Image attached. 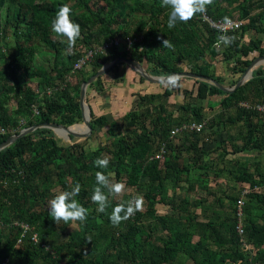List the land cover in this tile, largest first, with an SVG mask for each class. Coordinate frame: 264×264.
I'll return each mask as SVG.
<instances>
[{
	"label": "trees",
	"instance_id": "obj_1",
	"mask_svg": "<svg viewBox=\"0 0 264 264\" xmlns=\"http://www.w3.org/2000/svg\"><path fill=\"white\" fill-rule=\"evenodd\" d=\"M6 1L0 0V10ZM100 1L105 5L100 7ZM12 2H16L9 7L13 34L17 35L24 26L33 27L34 32L31 39L15 42L16 52L9 50L4 54L2 49L10 44H0V130H5L0 133V143L25 127L50 122L70 126L82 122V83L119 57L132 58L141 64L147 62V67L143 66L152 75L183 72L186 66L190 72L232 87L247 67L264 55V0H214L206 13L214 20L232 17L238 11L246 21L240 29L228 32L236 37L235 42L228 47L222 44L221 50L217 43L221 32L211 27L203 16L168 29L169 9L161 7L160 0ZM63 4L71 6L72 19L81 25L79 40L86 49L118 37L125 41L123 50L108 47L106 53L95 56L91 71L83 67L73 72L83 52L72 57V64L61 66L66 56L61 44L49 36L51 20ZM251 31L261 36L246 41ZM130 34L136 38L133 48L127 41ZM162 39H169L175 51L161 47ZM41 51L53 55L54 65L49 70L35 64V55ZM208 56L230 64L231 81L212 70V62L206 60ZM200 60L204 62L200 64ZM122 79L121 76L119 80ZM140 80L146 79L140 75ZM33 81L42 90L32 88ZM196 83V91H191L196 102L182 103L175 109L168 106L174 94L169 87L162 94H141L121 119L111 122L105 114H95L91 106L93 134L90 137L96 135L97 128L110 125L106 131L110 142L101 141L94 149L87 148L83 142L63 143L53 129L43 127L0 150V264H264V162L254 160L252 169L246 161L230 159L231 151L224 140L212 151L200 144L211 141V131L217 132L213 129L215 126L243 121L246 139L242 145L234 144L233 153L264 150L262 117L257 110L241 105L244 101L264 102V67L254 70L251 79L231 92L205 80ZM90 87L101 91L102 76ZM48 88L53 90L50 96L45 93ZM41 92L45 94L43 98ZM216 95L224 96L220 102L221 119H218L219 113L208 118L206 108L198 102L207 98L210 102ZM207 108L215 110L212 102ZM256 117L259 120L255 121ZM201 121H206L203 131L185 130L171 138L173 129ZM80 126L76 124L72 129ZM113 126L117 127V138L111 139ZM258 132L261 136L256 139ZM178 137L182 139L181 144H173ZM185 141L190 144L185 145ZM163 143L167 144L164 160L151 158ZM216 151L215 157H208ZM105 155L110 157V164L107 170H102L93 161ZM196 169L205 173L212 171L217 178L224 175L229 180L260 186L246 195L243 207V239L251 250L242 248L243 240L236 229L240 191L227 193L225 197L219 195L216 201L221 207L217 209L204 204L207 198L193 201L182 198L178 202L173 198L183 182L188 183L190 191L211 189L216 194L217 189L206 182L209 177L194 173ZM96 171L111 173L115 181H122L133 190L113 199L112 206L121 200L142 196L147 210L114 226L109 219L112 206L100 213L90 199ZM200 178L206 179L201 182ZM76 183L82 189L77 199L89 209V215L85 223H74L78 224L75 231H68L69 225L63 222L57 225L50 219L49 206L45 203ZM158 203L168 204L169 211L158 214ZM197 207H202L207 220L198 219ZM208 211L211 213L207 214ZM35 234L39 243L34 239Z\"/></svg>",
	"mask_w": 264,
	"mask_h": 264
},
{
	"label": "rangeland",
	"instance_id": "obj_2",
	"mask_svg": "<svg viewBox=\"0 0 264 264\" xmlns=\"http://www.w3.org/2000/svg\"><path fill=\"white\" fill-rule=\"evenodd\" d=\"M251 2V1H249ZM16 4V2H12V0H7L5 2L4 7L0 10V44H10L8 48H3L2 52H4V54H7V52L10 50L12 52H16V47L17 45L15 44L16 41L18 42H25L28 39H31L32 34L34 32L33 27H29V26H24L23 29H20L19 33L17 35L13 34V26L11 25L13 23V19H12V15L10 13L9 7H13ZM100 7L105 5V2L100 1L98 4ZM98 6L96 5L95 8H97ZM72 15V14H71ZM235 16L239 17V12H235L234 13ZM134 25L132 26L133 29ZM6 29L8 31H6ZM256 36H261L256 34L254 31H251L249 33H247L245 39L246 41L251 38V37H256ZM4 37V41L1 40V38ZM52 40L57 41L58 43L61 44L62 46V50L65 57L64 62L61 63V66H68L70 64L73 63L72 61V57L74 55H77V53H82L85 49V45L82 43V41L78 40L77 41V45H76V49H75V54L74 55H68L66 52V44L62 43L60 41L59 38L56 37V35L50 30V36H49ZM134 40H136V38L132 37V34H130V36L127 38V41L130 43V46L132 47ZM122 40H119V44H122L121 42ZM26 45V44H25ZM124 47V45H123ZM128 48V47H127ZM133 48V47H132ZM131 48V49H132ZM219 50L222 49V44L218 45ZM130 49V50H131ZM120 50L122 49V46L120 48ZM207 61L212 62V70H214V72H216V74L218 75H224L228 81L232 80V71H231V67L230 64L225 62L224 60H222L221 58H210L209 56L206 58ZM204 61L200 60L199 63L202 64ZM35 64L37 66H42L44 67L46 70H49L50 68L53 67L54 65V58L53 55L50 53H45V52H37V55H35ZM142 65H144L145 67H147V62H143ZM260 65V63L258 64ZM264 66V62H261V65L259 67ZM87 70L91 71L92 70V65L88 64L86 66ZM186 71L188 70V67L185 66ZM123 77L124 79L119 80L120 77ZM157 76H164V75H157ZM183 80V87L180 88H176V89H172L174 94L170 97L169 102L170 104L168 105L170 109H175V107H177L179 104L182 103H188V102H196V98L195 96L191 93V91H196L197 89V83L195 81V79L192 78H185L182 77ZM72 79V78H71ZM73 83H76V80H73ZM102 82H103V87L102 90L99 91L98 88L97 90L95 89V87H89L88 88V104H95V114L97 115H101V114H107V117L109 119V121H113V120H119L122 118V116L124 114H126L127 111H129L135 102H137L139 99V96L141 94H147V93H155V94H162L165 90L166 84L165 83H154V82H149L148 80H144L141 81L140 80V75L139 73L133 68L131 67L128 63H124L122 64L119 68L115 69V70H111L107 73H105L102 76ZM31 86L32 88H34L36 91H40L41 88H39L37 86V81H33L31 82ZM42 90V89H41ZM44 90V88H43ZM183 90V92H182ZM184 90H187L186 93H184ZM49 88L46 89V94H48L50 96V92H49ZM44 92V91H43ZM41 92L40 97H44L45 94ZM215 101H212V105L215 106L217 105V99L219 98V95L213 97ZM211 99V98H210ZM199 103L206 105L207 107H209V104H207V100H204L203 102L201 100H198ZM172 104V105H171ZM221 108L220 107H216V110L211 111L210 108H208L205 112H206V116L208 118H211V116L213 115H220L221 112ZM177 114H182V113H177ZM176 114V115H177ZM186 115V114H185ZM183 114V116H185ZM221 117L223 116H219L218 119H221ZM259 120L258 117L255 118V121ZM122 122V120H121ZM80 128L78 129V131H81L84 128L83 124H80ZM110 125L107 124L105 125L103 128H97V133L96 135H93L92 137H90L93 133V131L91 132V135L89 133L88 136L85 137H76L75 139L70 140L68 138V136L66 135H59L57 130H55L54 132L56 133L57 137L60 139V141H62L63 143L66 144H75V142H83L85 144V146L87 148H91L94 149L98 146V144L102 141L103 143H107L110 142V140H108L107 137V133L106 131L109 130ZM111 131H112V135H111V139L113 138H117L116 133H117V127L113 126L111 127ZM226 136L227 138H229L230 136H236V137H240V136H246L247 134V128L245 126H243V122H239L237 124H231V123H226ZM225 128V129H226ZM225 131V130H224ZM208 132V130L206 131ZM261 136V134L258 132L256 134L255 138H259ZM89 138V139H88ZM230 141V140H229ZM182 139L180 137L176 138L173 142V144L179 145L181 144ZM188 141H185V145H189L190 143H187ZM240 143L242 142V139L240 138ZM216 144V143H215ZM214 142L212 143H206L203 142V147L206 150H212V148L215 147ZM214 155V153L212 154ZM260 156L262 155L261 152H251V153H241L239 155L232 156L229 155L230 158H237V160H243V159H247L250 160V162L253 159V156ZM187 159V154L185 153V160ZM264 161V159H263ZM194 173L196 174H201L206 176L207 178L209 177L208 181H206L210 187L212 188H216L217 192L216 194H213L211 189L210 191L208 190H204V189H200L197 188L195 190H188V183L187 182H183L182 185L180 184L177 191L175 192L174 197L172 196V192H170L169 197H173L175 198V200L181 201L182 198H187L190 201H193L194 199H199L200 197L203 198H207V200L204 201V204H208V205H213L214 209L220 208L221 206H219V203L216 201L217 197L219 195L225 197L226 194L228 193H232L235 191H238L240 189V184L237 185V183L235 181H230L229 178L225 177L224 175L222 177H215L214 173L208 172L205 173V170H200V169H196L194 171ZM206 178H200L199 181L203 182ZM236 187V188H235ZM227 190L226 193H224L223 190ZM128 192H133L132 189H130L129 187H127V193ZM168 197V198H169ZM50 201V200H49ZM47 201L45 203L46 206H49ZM43 205V207L45 206ZM226 206H228V200H226ZM144 211L147 210V206L146 203L144 202ZM157 208V213L158 214H165L169 211V205L168 204H164V203H158L156 205ZM202 207H197L196 209V213L198 214V219L199 220H207L208 218L205 216V212L202 211L201 209ZM211 212L208 211L207 214H210ZM78 227V224H71V226L69 225L67 230L68 231H75L76 228ZM196 239L198 237H195ZM89 251V248H85V252L87 254V252ZM99 254V253H98ZM101 254V253H100ZM251 256V255H249Z\"/></svg>",
	"mask_w": 264,
	"mask_h": 264
},
{
	"label": "clouds",
	"instance_id": "obj_3",
	"mask_svg": "<svg viewBox=\"0 0 264 264\" xmlns=\"http://www.w3.org/2000/svg\"><path fill=\"white\" fill-rule=\"evenodd\" d=\"M213 4H214V0H160V6L169 9L167 27L170 30L175 28L178 23L187 24L190 20L194 19L197 16L207 15L206 13L208 7ZM71 14H72L71 6L69 4H63L59 7L55 17L51 20V24H50V30L56 35L57 38L60 39L62 43L66 44V52L68 55L75 54L77 41L81 38V25L72 19ZM230 18L243 19L240 16L237 17L235 15L232 17H224L217 19V20L223 19L222 21L223 27L218 28V31H220L221 34L217 38V43L223 44L225 47H228L231 44H233L236 39L235 36L228 35L230 28L233 27V21ZM211 19L214 20L213 18ZM119 40H122L121 41L122 44H119ZM106 43L113 44L109 47L116 46L117 48L120 49L122 46L123 49L124 48L123 45L125 44V41L121 38L115 37L110 39L109 41L103 42L102 44H97L95 46L97 47L103 46ZM128 44L130 43L128 42ZM161 47L171 51H175V46L169 39H162ZM85 50L87 49L85 48L84 51ZM107 50L108 48L102 53H106ZM102 53H98V54H102ZM91 62L83 65L81 68L86 67L88 64H91ZM75 64L73 66V72H75L78 69H81V68H75ZM182 80L183 78L179 74H169L167 75L166 78L165 77L161 78V82L165 83L166 86L172 89L183 87ZM90 85L88 86V88L90 87ZM88 88L86 91V99H88ZM49 90H50L49 91L50 94H52L53 90L50 88ZM80 95H81V90H80ZM89 105L91 107V104ZM91 120H92V113H91ZM83 123L84 120L82 122H78L72 125L83 124ZM72 137L71 139L70 138L69 139L72 140ZM158 160H164V159H158ZM93 163L97 168L102 170H107L110 164V157L107 155L103 156L102 158L98 157L93 161ZM81 190H82L81 185L79 183H76L74 186L70 188V190L60 191L58 194H56L48 202L49 204L48 216L50 217V219L54 221L57 225L60 224L61 222H63L65 225H70V226L71 224H74L76 222H79L81 224L85 223L88 219L89 209L83 206L77 199ZM126 192H127L126 184L122 181H115L111 173H106V171L95 172V185L93 186L90 199L94 204L97 205L96 208L97 212L100 213L105 212L110 206H112L113 199L123 197ZM143 206H144V199L142 196H135L132 197L131 199L121 200L120 202L116 203L115 206H112L109 219L114 226H119L122 222H126L131 218H133L137 214V212H142L144 210ZM24 225L26 227L27 224ZM36 236L37 234L34 235L35 240H37ZM39 242L40 241L37 240V243ZM62 264H66V263L63 262Z\"/></svg>",
	"mask_w": 264,
	"mask_h": 264
},
{
	"label": "water",
	"instance_id": "obj_4",
	"mask_svg": "<svg viewBox=\"0 0 264 264\" xmlns=\"http://www.w3.org/2000/svg\"><path fill=\"white\" fill-rule=\"evenodd\" d=\"M264 61V55L257 57L251 64L250 66L246 69V71L244 72V74L241 76V78L239 79V81L237 82L236 85H234L233 87H228L225 85L220 84L217 80L205 76V75H201L198 73H194V72H190V71H183V72H179V73H172V74H179L181 75V77H192L195 78L197 80H205L208 81L212 84H215L217 86H219L221 89L225 90V91H234L237 87L243 85L244 83H246L251 77H252V70L253 68L260 62ZM120 62H126L128 63L131 67H133L142 77H144L146 80H148L149 82H154V83H159L161 84V78L162 77H167V75L165 76H157V75H152L150 74L143 66L140 62L132 59V58H126V57H119L117 59H115L114 61H111L110 63L105 64L102 68H100L98 70V72L91 76L87 81L83 82L82 86H81V107H82V113H83V120H84V128L85 130L83 131H76L74 129H72V126H66L64 124H61L59 122H50V123H41V124H37V125H33L30 127H25L23 128L19 133L17 134H13L11 135L9 138H7L5 141L0 143V150L10 146L13 142H15L18 138L22 137L23 135H26L30 132L35 131L36 129L39 128H43V127H48L51 128L53 130H56L58 127L64 128L66 130V134L68 136V138L71 139L72 136L74 137H85L87 135H89V133L92 132L93 127L91 125V107L90 105L87 103V99H86V91L88 86L95 81L98 77L104 75L105 73H107L108 71H110L115 65H117ZM134 63H138L141 65L142 69H138L136 67H134Z\"/></svg>",
	"mask_w": 264,
	"mask_h": 264
},
{
	"label": "built area",
	"instance_id": "obj_5",
	"mask_svg": "<svg viewBox=\"0 0 264 264\" xmlns=\"http://www.w3.org/2000/svg\"><path fill=\"white\" fill-rule=\"evenodd\" d=\"M233 21V27L230 28V31H235L238 30L239 28H241V26L244 24V20L243 19H239V18H230ZM204 20L208 21L210 23V25L212 27H214L215 29L218 30V28H222L223 24L222 21L223 19L220 20H212L209 16L204 15ZM113 44H104L103 46H95L93 48L87 49L84 51V54L82 55V57L78 60V62L75 64V68H81L83 65L91 62L93 60V58L98 54V53H102L104 52L109 46H111ZM119 45V44H116ZM242 105H246V103H242ZM253 108L255 110H257L259 113L264 115V102H259L257 104H255L253 106ZM206 126V121H201V122H192V123H184L183 125H181L180 127H177L175 129H173L171 131V138H175L177 137L176 135L178 133H181L185 130L188 131H197V132H201L204 130ZM5 130L1 129L0 133H4ZM167 144L163 143V146L161 147L160 151L158 153H156L154 156H152L151 158L153 159H164L165 158V154L167 151ZM252 190L251 189H244L242 192L241 197L238 198L237 200V219H238V223L236 225V229L237 232L240 234V237L243 240V244H242V248H244L246 251L247 250H251V246L243 239V236L245 235V228H244V224H243V218H244V211H243V207L245 204V199L244 196L247 193H250ZM27 227V225H26ZM35 238V237H34Z\"/></svg>",
	"mask_w": 264,
	"mask_h": 264
},
{
	"label": "crops",
	"instance_id": "obj_6",
	"mask_svg": "<svg viewBox=\"0 0 264 264\" xmlns=\"http://www.w3.org/2000/svg\"><path fill=\"white\" fill-rule=\"evenodd\" d=\"M251 56V55H250ZM262 62H264V61H262ZM259 64V63H258ZM256 65L254 68H253V70H252V76H253V73H254V70H256L257 68H259V66L261 65V62H260V65ZM143 66V65H142ZM250 66V65H249ZM248 66V67H249ZM144 67V66H143ZM247 67V68H248ZM262 67H264V66H262ZM185 78H192V77H185ZM252 78V77H251ZM250 78V79H251ZM192 79H195V78H192ZM195 81H197L196 79H195ZM237 84V83H236ZM228 87H231V86H229V85H227ZM233 87V86H232ZM217 96V95H216ZM223 95H219V98L217 99V105H215V110H216V107H220V102H221V100L223 99ZM212 99H214V98H211V101L209 102V98H207V104H209V103H211L213 100ZM215 101V100H214ZM259 102H262V101H259ZM259 102H255V103H252V102H248V101H244V102H241V105H242V103H246L247 104V106L245 105H242V106H244V107H246V108H253V106L255 105V104H257V103H259ZM92 106H93V108L95 109V104H92ZM206 109H205V111L208 109L207 108V106L206 105H203ZM254 109V108H253ZM255 110V109H254ZM258 112V111H257ZM260 114V117H262V119H263V122H264V115L263 114H261V113H259ZM221 115V114H220ZM219 115V116H220ZM106 116H107V114H106ZM241 122H243V121H241ZM244 123V122H243ZM229 124V123H228ZM226 128V126H222V125H220V126H215L213 129L214 130H217V132L215 133V131H211V141H206V143H213L214 142V144H215V147L217 146V144L219 145L220 143H222V141L224 140L225 141V145H226V147H227V149L229 150V151H231V154H229V155H232V156H237V155H239V154H241V153H253V152H261L262 153V155H260V156H253V159H252V161L250 162V160H247V159H243V160H237V158L235 159V158H230L229 156V158L230 159H233L234 161H246V162H248L249 164H251V168L252 169H254V165H253V161L254 160H256V159H262V161H263V159H264V150H254V149H250V150H248V151H243V152H240V153H233V147H234V144H239V145H242V144H244V141H245V139H246V136L244 135V136H240V137H236V136H230L229 138H227V134H226V131H227V128ZM225 130V131H224ZM209 132H210V130H209ZM247 135V134H246ZM255 137H256V135H255ZM240 138L242 139V142L240 143L239 141H240ZM257 139V138H256ZM230 140V141H229ZM203 142L204 141H202L200 144H201V146L203 147ZM214 147V148H215ZM204 148V147H203ZM214 148H212V150L214 149ZM212 150H210V151H212ZM217 151L216 152H214V155H212L213 153H211L210 155H208V157L209 158H212V157H215L216 155H217ZM263 157V158H262ZM264 162V161H263ZM230 181H233V180H230ZM236 183H237V185L238 184H240L241 186H240V189L238 190V191H240V194H239V197H241V195H242V192H243V190L244 189H253V188H260V186H258V185H256V186H251L249 183H247V182H241V181H235ZM236 188V187H235ZM262 188V187H261ZM226 192H227V190H226ZM248 194V193H247ZM246 194V195H247ZM246 195L244 196V199H246ZM238 197V198H239Z\"/></svg>",
	"mask_w": 264,
	"mask_h": 264
},
{
	"label": "bare ground",
	"instance_id": "obj_7",
	"mask_svg": "<svg viewBox=\"0 0 264 264\" xmlns=\"http://www.w3.org/2000/svg\"><path fill=\"white\" fill-rule=\"evenodd\" d=\"M203 18H204V16H203ZM134 67H136L138 69H142L141 65L138 64V63H134ZM78 129L76 131H78ZM56 130H57V132H58L59 135H65L64 132H63V129L61 127H58ZM83 130H85V128H83L81 131H83ZM27 227H28V225H27Z\"/></svg>",
	"mask_w": 264,
	"mask_h": 264
}]
</instances>
